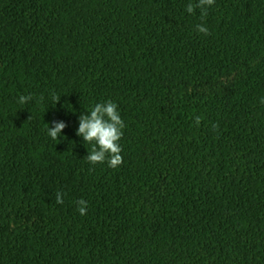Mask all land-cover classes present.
I'll return each instance as SVG.
<instances>
[{
    "label": "trees",
    "instance_id": "1",
    "mask_svg": "<svg viewBox=\"0 0 264 264\" xmlns=\"http://www.w3.org/2000/svg\"><path fill=\"white\" fill-rule=\"evenodd\" d=\"M189 2L0 0V264H264V0Z\"/></svg>",
    "mask_w": 264,
    "mask_h": 264
},
{
    "label": "clouds",
    "instance_id": "2",
    "mask_svg": "<svg viewBox=\"0 0 264 264\" xmlns=\"http://www.w3.org/2000/svg\"><path fill=\"white\" fill-rule=\"evenodd\" d=\"M214 0H197L196 3L190 2L187 4L185 11L193 14L196 9L201 10V18L207 14V7L213 5ZM196 31L204 35H208V29L203 25H197ZM32 99L29 96H21L18 103L24 104L26 100ZM43 97L40 98L42 100ZM60 96L55 93L52 94V100L56 103L59 102ZM39 102V101H38ZM264 103V98L261 99ZM29 118V117H28ZM201 118L196 117V123H200ZM47 135L57 140L61 130L65 127L64 123H57L54 128H49L47 124ZM124 123L117 111V105L112 101H105L96 103L90 110L88 116L81 115L79 117V128L76 132L77 136L83 138L84 143L92 145L86 159L91 164L104 163L107 158V163L110 168L115 169L122 164L123 158L121 156V147L119 140L121 139L124 128ZM214 128L216 126H213ZM56 203L62 204L63 199L57 193ZM78 205V212L81 216L86 215L87 202L83 199L76 201Z\"/></svg>",
    "mask_w": 264,
    "mask_h": 264
}]
</instances>
